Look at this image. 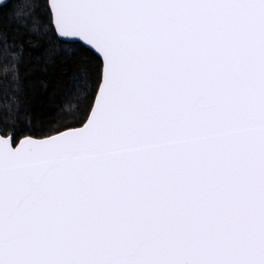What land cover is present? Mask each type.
I'll return each mask as SVG.
<instances>
[{"label": "snow or ice", "instance_id": "snow-or-ice-1", "mask_svg": "<svg viewBox=\"0 0 264 264\" xmlns=\"http://www.w3.org/2000/svg\"><path fill=\"white\" fill-rule=\"evenodd\" d=\"M11 21L4 91L38 37L74 90L58 112L83 108L38 134L0 105V264H264V0H24Z\"/></svg>", "mask_w": 264, "mask_h": 264}, {"label": "trees", "instance_id": "trees-1", "mask_svg": "<svg viewBox=\"0 0 264 264\" xmlns=\"http://www.w3.org/2000/svg\"><path fill=\"white\" fill-rule=\"evenodd\" d=\"M24 0H11L10 7L0 13V25H3L12 34L11 18L14 12L23 4ZM8 19L5 20L4 16ZM33 44H24V52L19 63V80L16 84L8 83L7 92L4 91V81L0 78V105L7 99L9 103L18 104L22 110L20 119L27 123L32 119V127L39 134L41 130L61 126L53 123V114L56 113L61 121L72 123V113L80 114L78 109L83 108L82 101L68 98V107L58 112L56 106L65 102L72 88L70 79L64 78L60 73L59 65L53 66L47 63L46 44L38 37H33ZM44 45V46H41ZM48 71L45 72L44 68ZM76 105L73 108V105ZM71 109V110H69Z\"/></svg>", "mask_w": 264, "mask_h": 264}, {"label": "water", "instance_id": "water-1", "mask_svg": "<svg viewBox=\"0 0 264 264\" xmlns=\"http://www.w3.org/2000/svg\"><path fill=\"white\" fill-rule=\"evenodd\" d=\"M11 0H7V2H10Z\"/></svg>", "mask_w": 264, "mask_h": 264}]
</instances>
